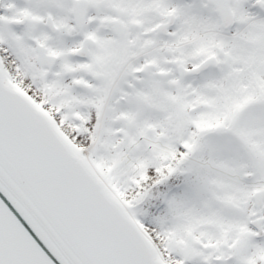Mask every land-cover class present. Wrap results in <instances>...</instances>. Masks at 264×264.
Returning a JSON list of instances; mask_svg holds the SVG:
<instances>
[{"label": "snow or ice", "instance_id": "6c2138e0", "mask_svg": "<svg viewBox=\"0 0 264 264\" xmlns=\"http://www.w3.org/2000/svg\"><path fill=\"white\" fill-rule=\"evenodd\" d=\"M0 264H264V0H0Z\"/></svg>", "mask_w": 264, "mask_h": 264}]
</instances>
